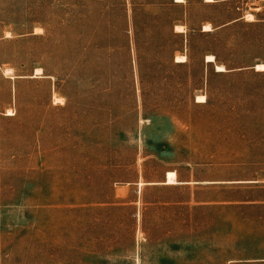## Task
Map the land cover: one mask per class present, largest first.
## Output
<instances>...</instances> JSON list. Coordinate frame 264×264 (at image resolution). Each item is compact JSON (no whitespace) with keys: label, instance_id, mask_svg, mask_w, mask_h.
Returning a JSON list of instances; mask_svg holds the SVG:
<instances>
[{"label":"rangeland","instance_id":"1","mask_svg":"<svg viewBox=\"0 0 264 264\" xmlns=\"http://www.w3.org/2000/svg\"><path fill=\"white\" fill-rule=\"evenodd\" d=\"M257 63L264 0H0V264H264Z\"/></svg>","mask_w":264,"mask_h":264},{"label":"bare ground","instance_id":"2","mask_svg":"<svg viewBox=\"0 0 264 264\" xmlns=\"http://www.w3.org/2000/svg\"><path fill=\"white\" fill-rule=\"evenodd\" d=\"M176 1L181 2V1H184V0H176ZM205 1H214V0H205ZM246 16H247L246 18L249 19V20H253L254 19L253 14H251V13L246 15ZM176 29L178 31H184V27L182 25H177ZM204 30H211L210 25L209 24L205 25ZM186 60H187V58H186V55H184V54L176 56V61H178V62H185ZM214 61H215V56L213 54H208L207 55V62H214ZM255 67H256L257 70L264 71V63H257ZM41 70H42L41 68H37L36 69V73H40ZM216 70L217 71H226V68L222 64H217L216 65ZM205 99H206V96L204 94H200V95L197 96V101L198 102H204ZM59 100L60 99H57V102H59ZM10 114H13V113H10ZM177 182H178L177 181V173L175 171H168L165 183H167V184H175ZM140 184H143V182H140Z\"/></svg>","mask_w":264,"mask_h":264},{"label":"trees","instance_id":"3","mask_svg":"<svg viewBox=\"0 0 264 264\" xmlns=\"http://www.w3.org/2000/svg\"><path fill=\"white\" fill-rule=\"evenodd\" d=\"M173 2V1H172ZM175 2H173V4H174Z\"/></svg>","mask_w":264,"mask_h":264}]
</instances>
